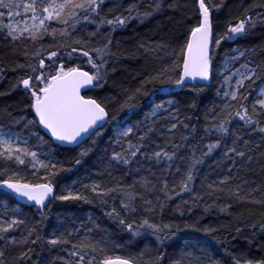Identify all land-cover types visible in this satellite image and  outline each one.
Instances as JSON below:
<instances>
[{"label": "snow or ice", "instance_id": "obj_1", "mask_svg": "<svg viewBox=\"0 0 264 264\" xmlns=\"http://www.w3.org/2000/svg\"><path fill=\"white\" fill-rule=\"evenodd\" d=\"M109 2L112 3V8L105 13L104 8ZM222 6L223 0L219 3L216 0H195L193 8L195 23L190 27L186 40L179 50L182 71H177L181 68L178 58L166 67L147 73L141 80L140 87L127 94L117 114L110 116L106 106L88 96L86 92L102 87V81H106L109 58L116 56V53L112 51L111 33L126 26L132 20L143 21L153 13L161 11L164 0H150L143 12L140 10L141 5L135 2L128 4L123 11H119L123 7L121 0H0V21L5 18L8 21L0 22V31L4 32L5 39L13 45L17 41L40 45L31 54L25 51L23 53L25 62H16L11 69L13 72L20 70L22 73L11 85V90H22L28 97L29 108L35 114L34 119L25 122V128L32 125L42 126L61 145L80 147L88 140L95 144V138L102 135L101 129L107 124L116 123L121 130L113 138L116 147L112 149L111 156L108 158V169L124 166L125 176L130 175V166L140 163L138 157L154 161L157 165L164 164L162 172L173 174L172 170L175 169L171 182L167 176L156 177V180L160 181L159 188L148 176H140L139 179L133 177L132 183L129 184L124 183L122 178L111 176V172L108 171L111 177L108 184L94 182L91 185H83L84 192L74 191L69 187L57 194L55 177L60 172L70 169L64 168L59 162H54L55 158L51 151L32 150L33 147L41 148L45 143L44 137L38 131L31 134L38 143L30 145V138L21 137L11 127H7L6 130L5 126L0 127V162H3L0 164V188L10 191L4 195L8 198L19 197L34 202L36 206H39L38 210L41 212L42 219L45 215L43 210L48 206L46 201L52 203L56 200H83L85 203H90L92 200L87 193L91 192L101 205H106L109 199L115 200L119 197V209L113 204L111 211L106 215L117 221L121 228L130 233L133 238L140 237L143 232H150L163 246L166 240L175 235V231L180 230L179 226H176L173 231L172 225L153 223L147 216H142L139 223L129 218L140 208L149 214L154 213L157 207L162 211L168 201L185 193H192L197 166L204 162V158L223 146L224 159L231 160L233 165L238 158L243 162L242 167L245 164L250 166L255 161L260 163L264 170V162L256 160L251 155L264 144V88L259 90L251 102H249V96L241 92V89L245 87V81H253L254 78H258V72L264 71V67L259 64L255 67H250L248 64L241 65L244 71L236 69L230 76H225L224 83L228 87L221 97L223 103L219 106L214 105L204 114L206 120L204 133L206 136L215 135L216 139L205 144L203 149H200L199 145H192L189 149L190 155H180L181 149L187 147L189 140L187 136L180 137L181 143H176L172 137H168L163 145L153 140L157 123L154 118L160 112H168L167 119L173 121L167 127L168 133H173L178 126L188 127L184 121L180 120L178 108L175 111L169 110L174 107L173 101H167L168 108L164 105L153 108L150 114L145 116V120L137 124L129 126L126 121L128 113L138 106V97L150 94L146 89L148 84L158 83L160 88L155 91L190 87L194 95L188 106L193 109L197 107L196 97L203 91V87L199 84L211 79L213 44L219 47L222 41L234 40L237 35L246 34L257 23H264V0H260L259 3L252 5L251 11L246 10L238 23H230L223 34L214 33L213 12L218 11ZM90 25H94L95 30L88 31L87 38L77 35ZM105 28L109 30L107 34L104 32ZM46 36L54 41V45H49V48L54 47L55 50H47L40 43ZM139 47L145 52L155 51L144 44ZM15 50L13 47L12 51L15 52ZM75 53H79L77 58L80 63L74 62L73 54ZM172 54L176 55L175 50ZM240 55L243 56L244 53L241 52ZM238 58L233 57V60ZM85 63L89 66L88 70H84ZM4 71L5 68L0 66V75ZM234 77H239L235 80V87L232 86ZM189 81L193 83L189 85ZM217 95H220L219 91ZM120 112L125 115L119 116ZM186 119L189 118L186 117ZM145 121H151V123L145 124ZM14 123L18 124L20 120H15ZM234 124H239L237 131H233ZM240 131L258 135L261 144L253 147L251 138L245 139L244 135L239 134ZM227 138H231L230 145ZM198 150L199 156H197ZM88 151V149L81 151L80 157L86 156ZM260 156L264 158V151L260 152ZM177 161L187 162L181 167L180 163H176ZM80 163V158L75 159L76 165ZM13 164L30 166L36 172L42 169L45 173L41 177L43 182H24L19 171L11 167ZM139 171L140 169L136 168V172ZM228 171L229 175L218 182L213 181L206 185L202 182V187L209 189L206 195L215 196L219 200L220 196L216 193H224L228 198H234L239 202L264 205V191L260 186L245 189L249 181L234 183L237 178L231 175V169ZM36 172L33 174L35 175ZM176 174H179L178 177ZM152 175L155 176V173ZM138 185L145 192L159 191L164 199L161 200L157 196L156 204H153L152 200L137 191ZM254 193H261V198L256 199ZM202 198L199 194L193 197L194 200ZM138 200L143 203L138 205ZM179 207L177 205L178 209ZM230 207V204L223 205L220 211L227 213ZM207 210L208 208L205 209ZM181 215H183L182 212ZM261 229L264 230V222L261 223ZM17 230H20L19 238L12 235ZM195 230L199 231V229ZM92 231L93 229H88V234L75 243L72 242L73 232L60 233L47 240V244L52 246L71 244L68 256L72 259L65 261V264H162L163 254L149 256L147 260L144 252L117 254L114 249L120 248L121 245L115 244L106 235H101L99 239L90 237L89 234ZM205 231L216 230L206 228ZM236 231L239 232L240 229L237 228ZM0 241L4 242V248L8 245L25 246L26 250H22L19 256L13 257L14 261L21 262L30 259L29 253L33 251L30 245L43 242L36 227L30 226L28 221L19 218L15 212L11 217L0 216ZM4 248H0V264H8L9 261ZM185 261L187 264H204L200 257H193L190 253L182 256L175 264H184ZM233 264H264V256L233 257Z\"/></svg>", "mask_w": 264, "mask_h": 264}, {"label": "trees", "instance_id": "obj_2", "mask_svg": "<svg viewBox=\"0 0 264 264\" xmlns=\"http://www.w3.org/2000/svg\"><path fill=\"white\" fill-rule=\"evenodd\" d=\"M133 2L141 5L140 10L143 12L150 0H121L123 7L119 11H123V8ZM216 2L219 3L220 0H216ZM259 2L260 0H223V6L213 12L214 33L223 34L230 23H238L246 10L251 11L252 5ZM169 5H174V7H169ZM194 7L195 0H164V7L161 11L153 13L143 21L132 20L126 26L111 33L112 51L116 53V56L109 58L106 81H102V87L93 88L86 94L104 104L111 116L117 114V110L126 99L127 94L140 87L141 80L147 73L166 67L178 58L181 68L177 71H182V58L179 57V50L186 40L190 27L195 23ZM109 8H112L111 2L105 6L104 12L107 13ZM0 22L7 23L8 21L5 18ZM94 30L95 26L90 25L77 35L87 38L86 33ZM108 31L107 28L104 29L106 34ZM40 43L47 50H55L54 47L49 48V45H54L51 37L46 36ZM141 44L149 49H155V51L145 52L143 48L139 47ZM158 45L163 47H157ZM13 47L16 49L15 52L12 51ZM39 47V44L33 45L31 42L19 41L13 45L8 39H5L4 32L0 31V66L5 68L3 74L0 75V127L6 126V130L7 127H11L21 137L30 138V145L38 143L35 137L31 136L32 133L38 131L44 137L43 146L41 148L33 147L32 150L51 151L55 158L54 162H59L64 168L70 169L60 172L55 177L57 194L69 187L74 191L84 192L83 185H91L94 182L108 184L111 180L108 171L111 172V176L122 178L124 183L129 184L132 183L133 177L139 179L140 176H148L157 184L158 188L160 181L156 180V177L164 175L171 182L175 169L172 170L173 174L162 172L164 164L157 165L154 161L144 160L143 157L137 158L140 163L130 166V175L125 176L124 166L108 169V158L111 156L112 149L116 147L113 138L121 130L116 123H110L103 128L102 135L95 138V144L88 140L77 148L56 146L38 125L25 128V122L34 119L35 114L28 106L27 95L22 90H11V85L22 74L20 70L13 72L11 69L16 62H25L23 55L25 51L31 54ZM173 50L176 55L172 54ZM241 52L244 53L243 56L240 55ZM211 55L213 61L211 79L208 84L199 85L203 87V91L196 97L197 107L195 109L188 106L194 95L190 87L168 89L164 92L165 89L155 91L160 88L158 83L148 84L146 89L150 94L138 97V106L126 117L127 124L131 126L144 121L145 116L158 105L168 108L167 101L171 100L174 107L169 110L175 111L178 108L180 120L184 121L188 127L178 126L173 133H168L167 127L173 121L167 119L168 112H162L154 118L157 123L153 140L163 145L168 137H172L176 143H181V136L189 137L187 147L181 149L180 152V155L184 156L190 155L189 149L192 145H199L200 149H203L205 144L213 142L216 139L215 135L206 136L204 133L206 126L204 114L214 105L219 106L223 103L221 97L224 88V64L226 60L238 56L240 58L237 65L240 67L244 64H248L250 67L259 64L264 67V23H257L246 34L237 35L234 40L222 41L219 47L213 44ZM73 56L74 62L80 63L77 58L79 53H75ZM83 67L84 70H88L89 66L85 63ZM191 84L189 82V85ZM263 85L264 71H260L258 78L247 81L241 92L247 94L249 102H251ZM218 91L220 95H217ZM217 110H219L218 107ZM118 115L123 117L125 114L120 112ZM15 120H20V123H14ZM150 123L151 121H145V124ZM238 129L239 124H234L233 131ZM239 134L244 135L245 139L251 138L253 147L256 144H261L258 135L245 134L243 131H240ZM227 139L230 145L231 138ZM86 149L89 150L88 154L80 157V152ZM117 150L119 149L117 148ZM261 151H264V144L251 155L256 160L264 162V158L260 156ZM223 152L224 147L222 146L204 158V162L197 166L192 193H185L168 201L162 211L157 207L154 213L149 214L140 208L135 215L129 218L130 220L135 219L139 223L142 216H147L153 223L172 225L173 231L176 226H179L180 230L175 231V235L166 240L163 246L150 232H143L140 237L133 238L130 233L121 228L117 221L106 215L111 211L113 204L119 209V197L115 200L109 199L106 205H101L91 192L87 193L92 200L90 203H85L83 200H56L44 210L45 215L42 219L41 212L37 208L23 204L15 197L8 198L4 195L6 192L0 190V216L11 217L15 212L19 218L28 221L30 226L36 227L43 241L30 245L33 249L29 253L30 259L23 262L14 261L13 257L19 256L22 250H26L25 246L8 245L7 248H4V242L0 241V248H4L6 251L9 258L8 264H65V261L72 259L68 256L71 244L52 246L47 244V240L60 233L73 232L72 242L75 243L88 234V229H93L89 234L90 237L99 239L101 235H106L115 244L121 245L120 248L114 249L117 254L144 252L146 260L149 256L155 257L163 254L162 264H175L182 256L189 253L193 257H200L204 264H233V257L259 258L264 256V230L261 229V223L264 222V205L239 202L234 198H228L224 193H216L220 196V199L217 200L215 196L206 195L205 193L209 189L202 187V182L206 185L223 179L224 176L229 175L228 170L231 169V175L237 178L234 183H243L247 180L249 183L245 185V189L260 186L264 191V170L260 163L254 161L250 166L245 164L242 167L243 162L237 158L236 164L233 165L231 160L224 159ZM199 155L200 151L198 150L197 156ZM77 158L81 159L79 165L75 164ZM186 162L177 161L176 163H180L183 167ZM2 163L0 162V164ZM11 167L19 171L24 182H43L41 177L45 173L42 169L36 172L30 166L13 164ZM136 168H139L140 171L136 172ZM34 172H36L35 175ZM152 173H155V176ZM176 175L178 177L179 174ZM137 191L152 200L153 204H156L157 196L161 200L164 199L163 194L159 191L145 192L139 185ZM196 194L203 198L194 200L193 197ZM254 197L260 199L261 193H254ZM183 201H187V203H183ZM137 203L139 205L143 202L138 200ZM226 204L231 205L228 212H221L220 207ZM177 205L180 206L179 209ZM209 205L212 207H208ZM145 207L147 206L145 205ZM206 208H208L207 211H205ZM206 228L216 231L206 232ZM237 228L240 229L239 232L236 231ZM195 229H199V231ZM76 230L79 231L76 232ZM12 235L19 238L20 230L13 232ZM184 264H187V261Z\"/></svg>", "mask_w": 264, "mask_h": 264}, {"label": "water", "instance_id": "obj_3", "mask_svg": "<svg viewBox=\"0 0 264 264\" xmlns=\"http://www.w3.org/2000/svg\"><path fill=\"white\" fill-rule=\"evenodd\" d=\"M192 82V81H191ZM206 83H208V81L207 82H200V84L199 85H203V84H206ZM89 91V90H88ZM87 91V92H88ZM86 92V93H87ZM106 126V125H105ZM104 126V127H105ZM40 128L42 129V131L48 136V138H50L53 142H54V144L55 145H57V146H59V147H61V148H77L76 146H74V145H67V144H63V145H61L59 142H57V141H55L51 136H50V134L49 133H47V131L46 130H44L43 128H42V126H40ZM103 129V128H102ZM84 144V143H83ZM82 144V145H83ZM0 190H2V191H4V192H9L10 190H7V189H4V188H0ZM18 201H20V202H22V203H25V204H27V205H30V206H33V207H36V208H39V206H36L35 204H34V202H29V201H27L26 199H23V198H19V197H15ZM46 204L47 205H49L50 203H48L47 201H46ZM46 209V208H45Z\"/></svg>", "mask_w": 264, "mask_h": 264}, {"label": "rangeland", "instance_id": "obj_4", "mask_svg": "<svg viewBox=\"0 0 264 264\" xmlns=\"http://www.w3.org/2000/svg\"><path fill=\"white\" fill-rule=\"evenodd\" d=\"M237 57H238V56H237ZM237 60H238V59H235V60L231 59L230 61H228V62L226 63V65H225V67H224V78H225V76H230L233 72L236 71V69H241V71H244V69H242L239 65H237V63H236ZM236 79H239V77H234V78H233V80H232V86H233V87H235V80H236ZM246 82H247V81H245V83H246ZM227 87H228V85L224 83L223 91L226 90ZM160 113H162V112H160ZM160 113H158V114H160Z\"/></svg>", "mask_w": 264, "mask_h": 264}, {"label": "bare ground", "instance_id": "obj_5", "mask_svg": "<svg viewBox=\"0 0 264 264\" xmlns=\"http://www.w3.org/2000/svg\"><path fill=\"white\" fill-rule=\"evenodd\" d=\"M211 50H212V48H211ZM234 57H237V56H234ZM239 58H240V57H239ZM239 58H238V60H237V62H236L237 64H239ZM231 59H233V58H231ZM231 59H229L228 61H230ZM228 61L226 60V62H225V64H224V67H225V65H226V63H227ZM223 73H224V72H223ZM261 88H264V85H263L262 87H260V89H261ZM260 89H259V90H260ZM259 90H258V92H259ZM258 92H257V93H258ZM107 125H108V124H107ZM107 125H106V126H107ZM106 126H105V127H106ZM105 127H104V128H105ZM40 129H41V128H40ZM41 130H42V129H41ZM101 130H102V129H101ZM42 132H43V131H42ZM43 133H44V132H43ZM44 134H45V133H44ZM45 135H46V134H45ZM46 136H47V135H46ZM47 137H48V136H47ZM49 139H50V138H49ZM50 140H51V139H50ZM51 141H52V140H51ZM52 142H53V141H52ZM53 143H54V142H53ZM56 146H57V145H56ZM58 147H59V146H58ZM15 199H16V198H15ZM16 200H17V199H16ZM19 202H20V201H19ZM21 203H22V202H21ZM23 204H25V203H23ZM26 205H27V204H26ZM29 206H30V205H29ZM32 207H33V206H32ZM35 208H36V207H35ZM37 209H38V208H37ZM43 211H44V210H43Z\"/></svg>", "mask_w": 264, "mask_h": 264}]
</instances>
